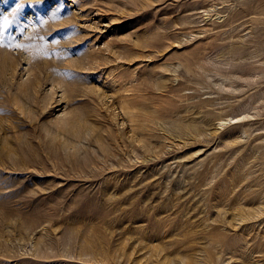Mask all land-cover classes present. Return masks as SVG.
<instances>
[{"label": "rangeland", "instance_id": "374dc122", "mask_svg": "<svg viewBox=\"0 0 264 264\" xmlns=\"http://www.w3.org/2000/svg\"><path fill=\"white\" fill-rule=\"evenodd\" d=\"M0 32V264H264V0H0Z\"/></svg>", "mask_w": 264, "mask_h": 264}, {"label": "snow or ice", "instance_id": "6c2138e0", "mask_svg": "<svg viewBox=\"0 0 264 264\" xmlns=\"http://www.w3.org/2000/svg\"><path fill=\"white\" fill-rule=\"evenodd\" d=\"M22 7H23V5L17 4V6L12 10V15L15 16L16 13H17V11L20 8H22ZM9 23H10V21H9L8 17L7 16H4L3 17V27L4 28H7ZM2 38H3V34H2V32H0V40H2ZM17 47H19V45H17Z\"/></svg>", "mask_w": 264, "mask_h": 264}]
</instances>
